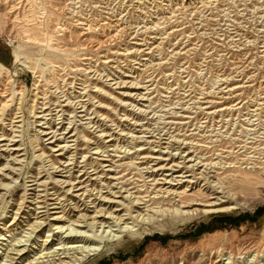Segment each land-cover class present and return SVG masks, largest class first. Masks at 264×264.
Listing matches in <instances>:
<instances>
[{"label": "bare ground", "instance_id": "6f19581e", "mask_svg": "<svg viewBox=\"0 0 264 264\" xmlns=\"http://www.w3.org/2000/svg\"><path fill=\"white\" fill-rule=\"evenodd\" d=\"M131 1L133 2V0H130V2ZM216 1L218 0L204 1L203 7L207 9V7H211L215 4ZM99 3L100 2L96 3V7L104 8L105 11L102 10V13L108 15L115 13L114 8L108 7L111 4L102 6ZM112 5L116 6L114 3H112ZM255 6L257 8V5ZM196 8L198 7L196 6ZM198 10L199 8L190 13L192 16L196 17L194 19H199L197 23L193 21L191 23L189 22L190 25H196L195 28L191 26L193 28L190 30L191 32L183 31L187 27L180 28L186 23L178 24L179 15H175L176 11H172V18H169V21L165 20L166 22L164 21L162 23H160L159 20L156 22L150 20V17L154 16L151 11L150 14H148L149 10L147 12H141V14H144L145 18L136 26L132 24L134 27H131V25L122 27L127 19H124L126 16L125 12L123 13L125 15H123L120 11H118L120 13L114 16L112 15L114 19L111 22L107 21L108 15L107 17L100 16L101 19L98 20L97 18L96 20L93 19L95 20L93 22L90 21L88 16L83 18L80 17L81 19L77 20V26H80V36L81 34L86 36L83 40L85 43H80L76 48L74 46V50L72 48L69 50L63 47L61 48L63 49L61 52L62 55H65L63 57L74 56L76 61L73 64L58 61L52 64L51 70L54 69L52 72L55 74L49 78L43 76L45 73L42 68H38L39 70L34 72V77L36 79L39 77L38 82L42 81L43 84L37 83L35 87V91L37 92H35L34 105L32 106V112L34 113L32 117H34V121H32V126L30 125L33 131H35V134L31 141L36 143L35 146H37V148L35 147V150L42 151L41 154L38 155L40 159H42L41 162L43 165L40 166L42 170H40L36 176L30 175V177H27L34 178L27 179L24 184V193L22 194V201L19 203V210L28 207V210L24 213V215L27 214V217L21 216L24 210L21 213L16 210L14 212V214H16L14 219L2 228V230L9 232L13 229L7 230L8 228H17L19 226L21 228L23 221L29 219L28 215L35 221L32 224L28 223L29 225L26 231L22 230L25 234L17 239L12 247L4 253V257L2 256L3 262L0 264H19L23 257L28 256L34 249H37L36 245L33 244V240L36 238L37 233L45 228L46 225L41 220L46 218H51L50 220L57 222L48 225L50 226L49 232L51 230H57V232L63 233V230L66 229V232H68L67 236H84L87 238H83L81 242L86 241V243L91 242L93 244L77 246L71 244L68 246L59 240L58 244L52 247L50 243L53 239L50 240V235L48 234L44 240L45 246L39 249L34 258L31 260L26 259L27 262L25 264H84L92 255L99 254L100 252L102 253L107 242L120 240L128 234L137 236L139 233L136 232L143 226L152 225L165 217L180 219L182 222H187L202 217H211L212 215L215 217L218 216L217 214L219 213H228L238 210L241 206L247 204L243 202L245 199L243 200L240 193L233 192V186L236 184L238 185L236 187L249 190L250 187L251 189L254 188V186L257 187L262 183V179H264V119H262L264 116H262V112H260L263 107L260 108L258 105L254 106L252 116L254 118L257 117V119L252 120L248 118L250 122L248 125L252 128H245L238 134L235 129L231 132L232 134H227L231 141L222 144L223 142L221 141L222 143H220L218 138H213L215 136H224L220 133L222 130L213 134L217 129L214 128L215 122L214 124L212 123L217 116H224V113H221L223 110L227 109V106L226 108L219 109L216 103L220 102L208 99V96H211L214 91L202 90L198 95H192V92L195 91L194 88L186 90V88H182L183 86L180 85V83H177L179 84L178 87H174V84H167L164 82V84H167V87L163 88V91L168 95H162L163 97L172 98L167 100L169 102L168 105L162 102L158 106H152L153 103L156 101L158 102V100H151L153 97L150 96L153 92L157 91L156 89L159 87L156 79L158 76L160 77L159 79L174 78L175 81L176 76H179L177 75L178 72H180V76L185 73L190 74V55H193L195 51L194 44L191 43L194 41L193 37L197 36L195 33H197L198 29H205L204 26L207 25L209 20L213 21L215 19L210 18L204 20L199 18L201 16L197 17L196 15L202 14V11ZM140 11H142V8ZM97 13L98 12H96V14ZM182 13L184 14L185 11L180 12V14ZM211 13L213 14L214 12ZM226 16L228 17V15ZM147 17L149 20L147 19L145 21ZM174 18L175 20L172 21ZM260 18L262 19L261 24H263L264 13ZM175 21L178 25L175 24L173 27H167L169 26L168 22H173L174 24ZM141 23L145 24L141 25ZM149 23H153V25L148 26ZM163 23H168V25L161 27ZM177 27L180 29H177ZM168 29L171 30L168 32ZM62 30L66 29L63 28ZM99 31L101 34H95V32L99 33ZM129 31L130 34L128 33ZM150 32H154L158 35H165L162 37L148 35ZM237 32L238 31L229 35L231 41L240 40L236 38L239 36ZM127 33L129 36L132 35L131 39L137 40L131 43L134 44L133 47L126 46L123 51H120V49L112 50L110 48L108 49V55L102 54L103 52L101 53L100 49H102L104 43L107 45L110 44L111 46V44L115 42L113 45L118 46L117 41L121 43L123 40L120 39H123ZM192 34L193 36H191ZM96 35L97 37L100 35L105 39H100L98 41V38H95ZM150 39L155 40L154 42H157V39H166V43L169 44L170 47H173V49H165V46H162L163 43H165L163 42L164 40L155 46V43L151 42ZM260 39L259 37L253 40L249 38L247 41L248 43H256L257 41L259 42ZM173 40L178 41L172 43ZM45 41L49 44L51 40L47 37ZM94 42H96L98 48L96 49L97 53L93 55L92 53L86 52V47L88 48L90 43ZM262 43V47L264 48V42ZM215 48L217 49V47ZM165 50L170 53L167 52L166 54ZM262 51L264 53V49ZM156 52H159V56L156 55ZM164 55L169 56L167 57L169 60H167ZM143 56L148 58H144ZM20 58V54L18 53L16 55V62H20ZM157 58L159 62L154 63L153 61L155 59L157 60ZM170 59L175 61L178 60V62L180 59H185V61L180 64V67H177L178 63L170 67ZM207 59H205V61ZM137 60H140V62H137ZM144 60L147 61L144 62ZM79 61L81 63H79ZM111 62L117 63L118 65L114 67L105 65ZM125 62L128 66L132 65V69H134L135 72L141 69H139V67L138 69L134 67V64L146 66L148 63H153L148 65V67H146L147 69H142L136 78L134 77L136 80L138 79L134 87L138 90L144 89V91L140 90V98L138 100L148 101V105L142 103L147 109L138 108L139 112L135 111L136 108L133 109V111H135L134 113L137 114L138 112V116L129 120L125 115L124 118L120 119V123H116L115 120H110L108 118L97 119L99 116H93L96 114L95 110L90 108L92 104L90 79H103L106 77V80H112L110 74L113 76L116 75L109 70V67L119 71L117 68ZM133 62L134 64H132ZM20 64L29 69L23 62ZM33 68L36 69L37 67ZM143 70L145 71V77L141 79L139 77L142 75ZM148 71L150 73L147 74ZM56 72H62L65 76L67 74L68 76L74 74L71 77L72 81L68 88L66 83L61 84L62 79L59 76H62V73L59 74ZM3 73L9 82L14 81V75L12 76L11 70L0 64V78L3 77ZM91 74L93 75L90 76ZM188 74L187 76L185 75V77H188ZM96 75L97 77L94 78ZM102 76L103 78H101ZM229 79L228 77L223 79V81L225 82ZM103 83L105 84V82ZM0 85H2V83H0ZM241 87H243V85L241 86L238 84L225 92H230V94H232ZM180 90H184V92L182 93ZM220 90L223 91V89ZM95 91H97V89H95ZM178 93L179 95L176 97L178 99L176 101L173 100V96ZM21 94L22 91L16 89L10 93L7 91L0 92V98H2L0 99V126L1 124L5 125L3 122L6 116L2 114L6 108H9V102H15L16 97ZM201 99L205 100L203 101ZM139 102L141 101H138V103ZM121 105L125 106L126 104L121 103ZM166 106L169 107L165 108ZM17 109L18 111L14 113L15 116L12 120L10 119V123L8 124L10 128L6 129L10 130V133L6 134L3 132L0 135V160L6 159L4 154L10 157L9 160L6 161V165L0 168V170L9 171L7 174L2 175V178L10 181L15 180L10 176L11 174L19 175V177L22 176L23 167L25 166L24 161L28 155V149H26V147L22 148V145L25 144L23 135L16 134L17 132H21V130H18V127L22 126L20 123L24 121L25 116L22 108L18 107ZM126 110L127 108L121 109L120 111ZM161 111L162 114H158ZM181 111L183 114L180 113ZM142 119L144 120L141 121ZM84 120L86 122H84ZM229 120H222V126L227 127L226 131L224 130L225 132H228L229 128H231V126H229L231 125ZM124 121H127L128 124H124ZM222 121L220 120L217 122ZM107 122H111V125H108ZM113 125H115L116 128L122 126V129H119L121 132L114 130V133H110L109 129L113 130ZM129 125L134 126L133 129L131 126L129 127ZM138 126H140L139 129L137 128ZM191 126L192 129H190ZM0 129L3 128L1 127ZM83 129L93 133L97 139L92 141L88 140L86 136H82L84 137L82 142L87 145V147H85L87 153L82 154V160L80 161L78 145H80V135L83 134ZM91 129H93V131H91ZM126 129H128V132H125ZM189 130L195 132L193 133L192 131L188 133ZM182 131L184 132L182 133ZM96 132H99V134ZM208 132H210V134H208ZM11 133L13 135H10ZM115 133L120 137L116 138ZM19 136L22 138L18 139L17 137ZM197 136H201V138L197 140ZM107 137L108 139L105 140ZM92 144H95V147H92ZM111 146L113 148H111ZM129 146H131L132 149H128ZM46 150H50L52 154L47 155ZM55 152H57V154H55ZM88 153H90V155H88ZM67 154L69 155L66 156ZM93 154L97 156H93ZM59 156L62 157L59 158ZM53 157L56 159L53 160ZM65 158L67 160L63 162L62 159ZM47 162L50 163L48 169ZM57 163L62 165V168L57 166ZM227 163L229 164L228 166ZM240 163L246 164V166L241 168V166H238ZM49 168L53 170L50 171ZM43 172H45V174L41 175ZM55 175L60 177L57 178ZM45 176H47L50 181L41 180V178ZM50 185L53 186L50 188ZM6 186L8 185H5V187ZM97 186L100 187L97 188ZM67 187H69L68 190H64ZM194 188L198 189L192 192ZM75 192L76 194H74ZM5 195V193L0 194V203H3ZM200 195L205 201L200 198ZM69 196L74 197L76 200L78 199V201L82 202V205H84V207L80 209L84 210V214L79 216L80 222H84V225H77L70 222L69 226L64 228L59 225V223H62L64 214L62 216H53L55 214L67 212L66 201L70 199ZM92 196H94V198H91ZM189 196L190 199L184 200L185 197ZM194 196L195 199L193 198ZM97 200L99 201L98 203L96 202ZM27 203H29L28 206ZM71 204L72 202L68 203V205ZM31 205H34L33 209ZM71 209L76 210L77 208L76 206H70V210ZM91 212H94L93 216H90ZM72 225L82 226L91 230L93 235L81 232ZM98 226H100V230L103 232L102 234L97 232L100 231L97 230ZM0 240H6L3 233H0ZM67 240L65 242H67ZM211 240H213V238ZM243 240L244 242L240 241L238 246H234L231 241H223L215 245L204 244L205 246L202 245L203 249L201 250L204 255H208L210 260L209 264H241L243 262H247L246 264H264V262L262 263V260H260L264 257V242L248 241V239ZM228 244L230 246H227ZM235 248H238V252L240 253L235 252Z\"/></svg>", "mask_w": 264, "mask_h": 264}, {"label": "rangeland", "instance_id": "374dc122", "mask_svg": "<svg viewBox=\"0 0 264 264\" xmlns=\"http://www.w3.org/2000/svg\"><path fill=\"white\" fill-rule=\"evenodd\" d=\"M110 1L96 0L95 2V0H0V64L5 66L6 68H9L11 70L12 76L14 75L13 76L14 81L9 82V80L3 73V77L0 78L1 79L0 83H2V85H0V92L7 91L8 93H10L12 91H15V89L22 91V94L16 97L15 102L13 101H10L11 103L9 102V108L8 109L6 108V110L2 114L5 115L6 117L3 122L5 123V125L1 124L0 126V128L1 127L3 128L0 129V135L3 132L6 134L10 133V130H6V129L10 128V125H8L10 123V119L11 120L13 119V117L15 116L14 113L18 111L17 108L20 107L22 108V111L24 112L25 116H24V121L20 123L22 126L18 127V130H21V132H17L16 134L23 135L25 144L22 145V148L26 147V149H28V155L24 161L25 166L23 167L21 177H19V175L16 174L15 175L11 174L10 176L13 177V179H15L14 181L3 179L2 175L7 174L9 171L0 170V194L1 193L6 194L3 199V203H0L1 206L0 233H3V236L6 239V240H0V257H1L0 263L3 262L2 256L4 255V253L7 252L8 249L12 247L13 243L17 239L21 238V236L25 234V232H23L22 230L26 231L28 225L32 224L35 221L34 219L30 218V215H28L29 219L23 221V225H21V228L20 226L17 228L11 227L7 229V230L13 229L12 231L9 232L2 230V228H4L9 222H11L14 219L16 215L14 214V212L16 210L20 211V213L24 210L21 216L27 217V214L24 215V213L28 210V207H26V209L22 208L21 210H19L20 207L19 203L20 201H22V194L24 193V184L25 181H27V179L34 178V177L31 178H27V177H30V175L36 176L40 172V170H42L40 169V166L43 165V163L41 162L42 159H40V157L38 156L41 154L42 151L35 150L37 148V146H35L36 143H33L31 141V139L34 138L33 135L35 134L34 133L35 131H33L31 127L32 121H34V117H32V115L34 114L32 112V106L34 105L35 92H37L35 91V87L37 83L43 84L42 81L38 82L39 77H37V79L34 77V72L42 68L45 73L43 76L49 78L50 76H53L55 74L54 72H52V70L54 69L51 70L52 64L57 63V61L66 62L67 64H73L76 61L74 56L63 57L65 55H62L61 52L63 49L61 48L63 47L68 50L72 48L74 50L80 43H85L83 40L84 38H86V36H83L82 34L80 36L79 34L81 33L80 32L81 30L79 28L80 26H77L78 19L88 16L90 21L93 22L96 20V18L97 20L101 19L100 16L107 17L108 14L101 12L102 10L105 11L104 8L96 7L97 2H100L99 4L102 6H108L107 4H111L108 7L114 8L115 13L108 15L107 18L108 22H111L114 19L113 18L114 15L120 12H122L121 14H123L125 12L126 16L124 17V19L127 20L125 24L123 23L122 27H124L125 25H129V26L131 25V27L138 25V23L142 21L143 18H145L144 14H141V12H147L148 10H149L148 14H150L151 11V13L154 15L153 17H157V18L150 17V20L154 22L159 20L160 23L164 22L165 20L169 21V18H172V14H171L172 11H176L175 15H179L178 20L179 22H181V23L178 22V24L186 23L185 25H182L180 28L187 27L186 28L187 30L184 29L183 31H188V32H191L190 30L195 28L196 26L192 24L190 25V23L192 21L197 23V20H199V19H194L196 17L190 14L194 12L195 9L199 8L198 11H202L201 13L203 15L205 14L204 16L202 14L196 15L197 17L201 16L199 17L201 19L208 20L210 18L211 19L215 18L213 21L209 20L207 25L204 26L205 29H198L197 33H195V35L197 36L193 37L194 41H192L191 43L194 44L195 51L193 55H190L191 58L190 69H189L190 74L185 73L182 76H180V72H178L177 75L179 76H176L177 81L176 80L174 81V78L159 79L160 78L159 76L156 78L159 87H157L156 89L157 91L153 92V94H151L150 96L153 97V99L151 100L154 101L158 100V102L156 101L155 103L152 104V106H158L162 102H164L165 105L169 104L167 100L171 99L172 97L171 98L163 97V95H168L163 91L164 90L163 88H166L167 84H174V87L176 86L178 87L179 84L177 83H180V85L183 86L182 88H186V90H188L189 88H194L195 91L192 92V95L194 94L198 95L202 90L205 91L212 90V92L214 91L211 96H208V99L213 100L215 102H220V103H216V105L219 106L218 107L219 109L226 108L227 106L226 110H223V112L220 111L222 112L221 114L224 113V116H217L215 121L213 120L212 123L214 124L215 122L214 128L217 129L215 130V132H213V134L216 132L218 133L222 130L220 133H222L224 136L213 137L214 139L218 138L220 140V143L223 142L222 144H224V142L227 143L231 141V139L227 134L230 135V133L233 132L235 129H236V133L238 134L240 133L241 130H244L245 128L248 129L252 128L250 125H248L250 123L248 121V118L252 120L257 119V117L254 118L252 116L253 114L252 110L254 106L258 105L260 108L263 107L262 111L260 112H262L261 115L264 116V106H263L264 53L262 51L264 49L262 47L263 46L262 42H264L263 40L264 23L261 24L262 19L260 18V16H262V14L264 13V9H263L264 0H220V1L218 0L211 7H207V9L203 7V2L210 0H155V1L148 0V2L147 0H142V1L137 0V2L136 0H133V2L132 1L130 2V0H118V1L110 0ZM112 3L116 4V6L112 5ZM255 5H257L258 9L256 8ZM196 6L198 8H196ZM141 8L142 11H140ZM182 11L183 12L185 11L184 13L185 16L183 13L180 14V12ZM96 12L98 13L96 14ZM211 12L214 13L212 14ZM226 15H228V17ZM226 17L228 20L226 19ZM147 19L148 17L145 19V21ZM174 20L175 18L172 19V21ZM168 23H169V26H167L168 28L175 26V24L178 25L176 21L174 24L173 22L172 23L168 22ZM168 23L161 24V27L168 25ZM132 24L134 26H132ZM143 24L145 23H141V25ZM151 25H153V23L148 24V26ZM189 27L191 28L188 29ZM63 28L66 30H62ZM178 28L179 27H177V29ZM170 30L171 29H168L167 31L169 32ZM236 31H238L237 33L239 35L236 38L240 40L233 42L231 41V38H229V35H232V33ZM128 33L130 34V31ZM128 33L125 37H123V39H120L123 40L121 41V43L117 41L118 46L113 45L115 42L111 44V46L110 44L107 45L104 43L102 49H100L101 53L103 52L102 54L108 55L109 53L108 49L110 48L112 50L120 49V51H123V49L126 46L133 47L134 44L131 43L137 40L131 39L132 35L129 36ZM95 34H101V33L99 31V33L95 32ZM148 35H157L159 37H162L165 34L158 35L154 32H150ZM191 36H193V34ZM47 37L51 40L49 44L45 41ZM96 37L97 35L95 36V38ZM256 37H259V39L261 37L262 38L260 39L259 42L257 41L256 43H248L247 39L250 38L253 40L256 39ZM97 38L98 41L100 39L103 40L105 39L102 38L100 35H98ZM163 40L157 39V42H154L155 40L150 39L151 42L155 43L154 44L155 46L158 45L161 41H163L165 43H163L162 46H165V49L172 50L173 47H170V45L166 43L167 40L166 39ZM176 41L178 40H173L172 43H176ZM94 43H90L88 48L86 47L87 50L86 52L92 53L93 55L97 53L96 49L98 48V45H96V42ZM92 45L94 46V48ZM74 46L75 48H73ZM215 47H217V49ZM167 52L168 51H166L165 53L167 54ZM18 53L20 54L21 57L20 62H16L17 60L16 55ZM156 55L159 56V52H156ZM143 57L148 58L146 56ZM167 57L169 56H166V59ZM185 59H180L179 62L178 60L175 61L173 59H170L169 65L170 67H173L175 63H178L177 67L178 66L180 67V64H182L185 61ZM205 59L207 60L205 61ZM138 61L140 62V60H137V62ZM146 61L147 60H144V62ZM21 62L27 65L29 69L26 68L24 65L20 64ZM153 62L157 63L159 62V59L157 58V60L155 59ZM79 63L81 62L79 61ZM132 64H134V62ZM151 64L148 63L146 66L134 64L135 65L134 67H137V69L139 67V69L142 70V69H147L146 67H148V65ZM105 65L114 67L117 66L118 64L111 62ZM33 67H37V68L34 69ZM117 69H119V71H117L115 68L109 67V70H111L116 75L113 76L112 74H110L112 80H106V77L103 78V76L101 77L103 79H90V87L92 89L90 91L92 95V100H91L92 104L90 108L92 110H95L96 114H94L93 116L95 117L99 116L97 117V119L108 118L110 120H115L116 123H120V119L124 118L125 115L127 118H129V120H131L134 117L136 118L139 112L138 108L147 109L145 106H143L142 103H144L145 105H148L149 103L148 101L138 100L140 98L139 97L140 92L142 90L144 91V89L138 90L134 87L136 85V82H138V79L136 80L135 78L138 74H140L141 70H137L138 72H135L134 69H132V65L129 66L126 65V62L120 65V67H118ZM56 73L60 74L62 72H56ZM148 73L150 72L148 71L147 74ZM187 74L188 77H185V75L187 76ZM73 75L68 76L67 74L66 76L68 77L65 78L66 77L65 74L62 73V76H59L62 79L61 84L66 83L68 88L70 82L72 81L71 77ZM92 75L93 74H91L90 76ZM125 75H132V76H125ZM62 77L64 78V80ZM96 77L97 75L94 78ZM117 77H121V78H117ZM143 77H145L144 70L139 78L143 79ZM228 77L230 79L224 82L223 79H226ZM102 81L105 82V84ZM117 82H123V83H117ZM164 82H166L167 84L166 83L164 84ZM238 84L241 86L243 85V87L238 88L239 90L237 89L233 93L231 92L232 94H230V92L229 93L225 92L231 87ZM95 89H97V91H95ZM220 89H223L224 92L221 91ZM180 91L182 93L184 92V90H180ZM178 95L179 93L174 95L173 100L176 101L178 99L176 98ZM20 98H21V102H20ZM201 100L204 101L205 99H201ZM138 101L141 102L138 103ZM121 103L126 105L122 106ZM168 107L169 106H166L165 108ZM126 108H127L126 111H120L121 109H126ZM133 109H135V111H138L137 114L134 113L135 111H133ZM180 113L183 114L182 111ZM158 114H162V111L159 112ZM227 119L228 120L230 119L229 123L231 122V125L229 126H231V128H229L228 132H225L227 127L222 126V123L223 121H228ZM262 119H264V117H262ZM143 120L144 119H142L141 121ZM220 120L223 121L217 122ZM84 122L86 121L84 120ZM107 123L108 125H111V122H107ZM124 124H128V122L124 121ZM130 126L133 129L134 126L129 125V127ZM112 127L113 130L109 129L110 133H114L113 132L114 130L117 132H121L119 129H122V126L120 128H116V126L113 125ZM137 128L139 129L140 126H138ZM190 129H192V126L190 127ZM91 131H93V129H91ZM192 131L189 130L188 133H191ZM125 132H128V129H126ZM183 132L184 131H182V133ZM194 132L195 131H193V133ZM96 133L99 134V132ZM134 134H140V133H134ZM208 134H210V132H208ZM10 135L13 134L11 133ZM83 135L86 136L88 140L95 141V139H97L93 133L88 132V130L86 129L85 130L83 129V134L80 135L81 140L78 139L80 140L79 141L80 145H78V149H79L78 151L80 153L79 154L80 161L82 160L81 158L82 154L87 153V150H85V147H87V145L86 143L82 142V139L84 138L82 137ZM115 136L116 138L120 137L119 135H116V133ZM17 138L21 139L22 137L19 136ZM196 138L198 140L201 138V136H197ZM107 139L108 137L105 138V140ZM92 147H95V144H92ZM111 148L113 147L111 146ZM128 149H132V147L129 146ZM22 152H26V151H22ZM46 154L51 155L52 152L50 150H46ZM55 154H57V152H55ZM69 154H67L66 156H68ZM88 155H90V153H88ZM93 156H97V155L93 154ZM4 157L6 159L1 158L2 160H0V168L5 166L6 161L9 160L10 158L9 155L7 154H4ZM60 157L62 156H59V158ZM52 159L55 160L56 158L53 157ZM62 160L64 162L67 159L65 158ZM49 164L50 163L47 162V169L49 167ZM228 165L229 164L227 163V166ZM57 166H60L62 168V165L58 163ZM238 166H241L242 168L245 167L246 164L240 163L238 164ZM49 170L52 171L53 169L49 168ZM44 174L45 172H43L41 175ZM55 177L59 178L60 176L55 175ZM41 180L50 181L47 178V176L41 178ZM5 185L8 186L5 187ZM52 186L53 185H50V188ZM236 186L238 185L235 184L233 186V192L240 193L241 196L243 197V200L245 199V201L243 200L242 201L247 203L241 206L240 209L228 213H219L217 214L218 216L215 217L214 215H212L211 217H202L197 220L193 219L187 222H182L180 219H172L171 217H165L164 218L165 220L162 219L161 221H157L152 225L143 226L141 229H139L136 232L139 233L137 236H132L128 234L120 240L107 242L104 249L102 250V253L100 252L99 254L92 255V257H90L84 264H209L210 260L208 255L207 254L204 255L201 250L205 245H215L223 241H227V242L231 241V243L234 246L236 245L238 246L240 241L244 242L243 239L246 240L248 239V241H256V242L260 241L261 243H263L264 242V179H262V183L259 184L257 187L254 186V188L252 189L250 187L249 190ZM99 187L100 186H97V188ZM68 188L69 187L65 188L64 190H68ZM197 189L198 188H194L192 192L197 191ZM74 194H76V192ZM69 198L70 199L66 201L67 212L66 213L62 212L60 214H55L53 216H62L64 214L62 218L63 219L62 223H59V225L63 226L64 228L69 226L70 222H73L74 224L77 225L80 224L84 225L85 223L84 222L81 223L79 219V216L84 214V210H80L84 207V205H82V202L78 201V199L76 200L74 197L69 196ZM91 198H94V196H92ZM193 198L195 199V196ZM200 198L203 201H205V199L201 195ZM187 199H190V196L184 198V200ZM69 202H72V204L68 205ZM96 202L98 203L99 201L97 200ZM28 204L29 203H27V206ZM70 206H76L77 209L70 210ZM31 207L33 209L34 205H31ZM93 215L94 212H91L90 216ZM50 219L51 218L49 219L46 218L41 220L42 222H44L46 226L45 228L42 229V231H39L37 233L36 238L33 240V244L36 245L37 249H34L33 252L28 256L23 257L21 263L19 262V264H25L27 262L26 259L31 260L32 258H34L35 254L39 251V249L45 246L44 240L46 239V235L48 234L50 235L49 239L50 240L53 239V241L50 243L52 247H55L58 244L59 240L63 242V244H67L68 246L71 244L76 246L93 244L91 242L86 243V241L81 242L83 238L84 239L87 238L84 236L83 237L79 235L67 236L68 232H66V229L63 230V233H59L57 232V230L56 231L51 230L49 232L50 226L48 225L57 223L56 221ZM72 226L75 229L80 230L81 232H85L87 234L93 235L91 230H88L82 226H75V225ZM97 230H100V226L97 227ZM97 232H99L100 234L103 233L101 230ZM212 238L213 240H211ZM66 240L67 242H65ZM227 246L230 245L228 244ZM234 250L235 252L240 253L238 252L239 251L238 248L237 249L235 248ZM260 260H262L261 262L263 263L264 257L261 258ZM246 263L247 262L245 263L243 262L241 264H246Z\"/></svg>", "mask_w": 264, "mask_h": 264}]
</instances>
